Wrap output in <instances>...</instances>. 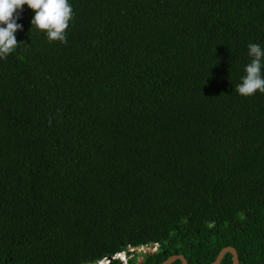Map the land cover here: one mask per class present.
I'll return each instance as SVG.
<instances>
[{
	"label": "trees",
	"instance_id": "trees-1",
	"mask_svg": "<svg viewBox=\"0 0 264 264\" xmlns=\"http://www.w3.org/2000/svg\"><path fill=\"white\" fill-rule=\"evenodd\" d=\"M68 2L67 43L24 5L0 60V264H264V93L234 91L264 0Z\"/></svg>",
	"mask_w": 264,
	"mask_h": 264
},
{
	"label": "clouds",
	"instance_id": "clouds-1",
	"mask_svg": "<svg viewBox=\"0 0 264 264\" xmlns=\"http://www.w3.org/2000/svg\"><path fill=\"white\" fill-rule=\"evenodd\" d=\"M24 5L34 12L30 21V33L35 31L37 34H44L49 43H67L66 30L73 18V8L68 0H0V60L7 59L20 44L15 33L21 31L23 27L17 21L21 18L20 12ZM247 48L250 62L244 68L245 75L241 78V82L234 89L241 97H250L257 91L264 93V48L256 43H249ZM157 247V244H149L135 248L128 247L127 251L129 249L140 251L139 256L133 255L139 264L143 261L144 255L154 254ZM149 249L154 252L146 251ZM127 251L115 254L111 258H103L95 264H108L113 259H118L120 264H127L133 257L127 260L119 257Z\"/></svg>",
	"mask_w": 264,
	"mask_h": 264
},
{
	"label": "water",
	"instance_id": "water-1",
	"mask_svg": "<svg viewBox=\"0 0 264 264\" xmlns=\"http://www.w3.org/2000/svg\"><path fill=\"white\" fill-rule=\"evenodd\" d=\"M226 254L231 255L232 264H239L237 252L233 247L222 248L211 264H220ZM177 260H179L181 264H188L183 255H171L159 264H172Z\"/></svg>",
	"mask_w": 264,
	"mask_h": 264
},
{
	"label": "rangeland",
	"instance_id": "rangeland-1",
	"mask_svg": "<svg viewBox=\"0 0 264 264\" xmlns=\"http://www.w3.org/2000/svg\"><path fill=\"white\" fill-rule=\"evenodd\" d=\"M148 251L149 253H153L154 250L152 249H149V250H146ZM131 253V254H130ZM125 255V256H124ZM122 256V254L120 255V257L125 260H127L129 257H133V255L135 256H139L140 255V251L139 250H132V249H129L125 254ZM138 260V259H137ZM139 261V260H138Z\"/></svg>",
	"mask_w": 264,
	"mask_h": 264
},
{
	"label": "bare ground",
	"instance_id": "bare-ground-1",
	"mask_svg": "<svg viewBox=\"0 0 264 264\" xmlns=\"http://www.w3.org/2000/svg\"><path fill=\"white\" fill-rule=\"evenodd\" d=\"M131 254V253H130ZM123 255V254H122ZM120 257V256H119ZM121 258V257H120Z\"/></svg>",
	"mask_w": 264,
	"mask_h": 264
}]
</instances>
